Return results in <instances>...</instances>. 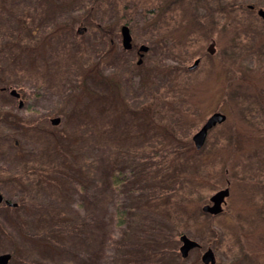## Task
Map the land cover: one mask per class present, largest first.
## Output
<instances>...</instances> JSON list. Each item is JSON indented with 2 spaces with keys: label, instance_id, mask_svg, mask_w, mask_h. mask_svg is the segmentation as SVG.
I'll list each match as a JSON object with an SVG mask.
<instances>
[{
  "label": "rangeland",
  "instance_id": "rangeland-1",
  "mask_svg": "<svg viewBox=\"0 0 264 264\" xmlns=\"http://www.w3.org/2000/svg\"><path fill=\"white\" fill-rule=\"evenodd\" d=\"M259 9L264 0H0V193L17 207L0 205L14 229L0 238L8 264H100L102 253L105 264L137 254L144 264H202L207 249L214 264H264ZM110 41L114 58L104 54ZM94 66L87 89L110 93L102 73L120 96L100 113L79 98L82 71ZM214 113L224 121L195 149L191 136ZM117 172L133 181L113 188ZM224 188L220 212H203ZM115 205L126 228L112 229L107 247ZM145 213L158 219L143 227L153 238L139 229ZM181 234L198 246L175 261L166 255ZM142 236L141 249L129 247Z\"/></svg>",
  "mask_w": 264,
  "mask_h": 264
},
{
  "label": "trees",
  "instance_id": "trees-1",
  "mask_svg": "<svg viewBox=\"0 0 264 264\" xmlns=\"http://www.w3.org/2000/svg\"><path fill=\"white\" fill-rule=\"evenodd\" d=\"M108 44H109V49H108L107 52H104V54H107L109 52L111 54L110 55V58H114L115 56L120 55V53H118L115 50L116 47H117V44L116 43H114L113 41L112 42L110 41V42H108ZM114 51H115V53H114ZM121 52H123V51H121ZM106 58L109 59L107 61H111V59L108 56H106ZM95 70H96V66H94L93 68H89V69H86V70L82 71L81 80L79 81V84L82 87V88L80 87L79 98L81 99V103H82L83 99H84V101L87 100L86 101V106H87V104L90 105V103H91V105L96 110V112L97 113H100L98 111V108H99V110H101L100 109V105H104V106H109V104L111 106L114 105V104L116 105V103H117L116 100L120 96H118V86H117L118 84H117V82H115V80L113 79V77L111 75L105 76L102 73L101 74H98V76L101 77L102 79H104V81L106 82V85L105 86L107 88V92L110 91V93L109 94L107 93V95H103V94L100 95L99 94L100 92H98V90H95L96 88H94V89L92 88V90L87 89V87L85 86V76L88 73H90L92 71H95ZM107 72H109V71H107ZM115 96H117V98H115ZM10 104H12V102ZM91 105H90L89 108H91ZM86 106H85V108H86ZM122 107H124V106H122ZM103 108H105V107H103ZM82 119H83V122L84 123H86L87 125L89 124V122H88L89 119H87L86 117H83ZM95 119H96V121H98L100 118L99 117H95ZM89 126H90V124H89ZM86 135H88V134H86ZM54 137H55V139H58L56 135ZM60 150L61 149H58L57 148V151H60ZM9 171H11V169ZM35 172H37V170H35ZM129 172L132 173V170L129 171ZM22 178H23V176H22ZM109 181H110V185L113 188L114 187L116 188V187L125 185L126 182L127 183H130L131 181H133V179H132L131 176H127V174L125 172H117V173L112 174L110 176ZM28 203L29 204L27 205V207L30 208L33 203H31L29 200H28ZM16 208L17 207L9 208L8 209V212H12V210H13V212H15V211L17 212V209ZM142 216L144 217L143 218L144 220H140V222H139V227L140 228L139 229H142V231L145 234L148 235L146 237H148V238L152 237L153 238V235H149L150 232H151V231H149L150 229H147L148 230L147 231L143 227H145L146 225H148L149 227L150 226L151 227L155 226V222L158 221V219L155 218L154 216L149 215L148 213H145ZM13 217H14V220H15V218H17V221L15 222L16 224H14V227H15V231L17 233H19V232H21L22 229H24L25 225H24V223H23L24 227H23V225H21V222H20L21 219L18 218V213L16 214V216H13V214H12V217H11V214L9 215V218L10 219H12ZM111 217H113V219H115V221H114L115 224H113V226L111 225L110 230H109L110 233H107V235L104 236V244H107V247L108 246H113V244H114V242H112L113 241L112 240L113 237H112V234H111V230L112 229H116L117 226L120 227V228H122V229H124V227L126 228L125 223H126V220L127 219H126V212H125V210H121L118 205H115L114 209H112V216ZM0 222H1L0 223V238H3L4 237L3 235L5 233H7L8 231L11 232V229L12 230H14V229H13V227L11 225L12 224V220H11V222H8V220H1ZM158 228H159V226H158ZM45 231H44L42 237H43V239L46 240V244L48 246V238H45V233H47L48 231L47 230H45ZM159 234H161V233L159 232ZM162 236H165L166 237V235H164V234H162ZM7 238H10V233L7 234ZM155 238L158 239V238H160V236H157ZM143 239H144L143 236L140 239H138V240L131 239L130 240V244H132V245L129 246L130 244H128V246L131 247V248H139V249H141V243L143 242ZM153 240H155V239H153ZM135 243H137V244H135ZM133 245H135V247H133ZM138 251L140 252L141 250H138ZM142 251H147V250H142ZM151 253H152L151 255L157 256L156 255V252H151ZM159 254H161V253H159ZM101 256H102V259H100V258L97 259V260H101V263L100 264H105V261L103 260L104 258H106L109 262H111V254L110 253H102ZM103 256H104V258H103ZM137 256L139 258V255L138 254L137 255H134V258H136L135 261H133V262H126L125 264H144L143 262H141L140 259H137ZM166 256H170V258H173V260L175 259V261H176L177 260L176 258H178V251H176L175 249H173L172 251L169 250L167 252V255ZM11 261H10V264H12ZM108 261H106L107 264H109ZM177 261L179 262L177 264H185L184 260H182V259L177 260ZM93 262L94 261H91V264H94ZM171 262L172 261L166 262V264H172ZM159 263L160 262H157L155 264H159Z\"/></svg>",
  "mask_w": 264,
  "mask_h": 264
},
{
  "label": "water",
  "instance_id": "water-1",
  "mask_svg": "<svg viewBox=\"0 0 264 264\" xmlns=\"http://www.w3.org/2000/svg\"><path fill=\"white\" fill-rule=\"evenodd\" d=\"M257 13L260 16V18L262 19V21L264 22V10L259 9L257 11ZM120 33H121V37H122V39H121L122 48L124 50H128L131 47V43H130V35H129L128 29L125 25H123L121 27ZM146 49L147 48L144 46L140 47V50H146ZM207 51L209 53L213 52L212 45L207 47ZM197 63H198V59H196L192 63V65H190L188 68L193 69L197 65ZM11 94L16 95L14 91H11ZM224 119H225V115H223L221 113H214L207 118V120L204 122V124L191 136V140L193 142L195 149H199L202 147V145L205 141L206 135H207V131L210 128H212L213 126H215L217 123H221L222 121H224ZM50 122L53 126H55L58 124L59 119L53 118V119H51ZM227 195H228V189L224 188V189L218 190L217 192H215L214 194H212L209 197V201L211 202V204L210 205L204 204L201 207V210L205 213H209L212 215L217 214L218 212H220V203H222V201L224 200L225 197H227ZM1 203H4L5 205L11 206V207L16 206V203H11L7 199H4V197L0 194V205H1ZM178 239L180 242L178 252H179V255L181 256V258H186V256L188 255V252L191 249L196 248L198 246V243L189 239L184 234L179 235ZM9 259H10L9 253L0 254V264H8ZM200 260H201L202 264H214L215 260H214V255H213L211 249L205 250L200 257Z\"/></svg>",
  "mask_w": 264,
  "mask_h": 264
},
{
  "label": "flooded vegetation",
  "instance_id": "flooded-vegetation-1",
  "mask_svg": "<svg viewBox=\"0 0 264 264\" xmlns=\"http://www.w3.org/2000/svg\"><path fill=\"white\" fill-rule=\"evenodd\" d=\"M183 1H188V2H191L193 0H183ZM80 29V30H79ZM79 32L78 33H81L83 30L81 28H78ZM121 34V33H120ZM131 51V49L129 50ZM13 98V97H12ZM1 194V193H0ZM2 195V194H1ZM5 199V198H4ZM4 204V203H1V205ZM5 205V204H4Z\"/></svg>",
  "mask_w": 264,
  "mask_h": 264
}]
</instances>
